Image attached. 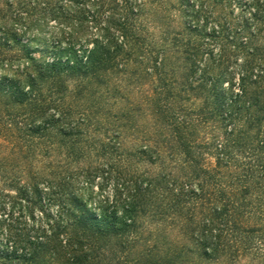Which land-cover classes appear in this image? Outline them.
Returning <instances> with one entry per match:
<instances>
[{"label":"trees","instance_id":"obj_1","mask_svg":"<svg viewBox=\"0 0 264 264\" xmlns=\"http://www.w3.org/2000/svg\"><path fill=\"white\" fill-rule=\"evenodd\" d=\"M42 21L61 32L48 49L30 35ZM15 130L47 155L69 137L76 158L130 140L131 171L98 214L59 162L11 181L26 204L61 205L48 229L7 234L0 264L264 260V0H0V139Z\"/></svg>","mask_w":264,"mask_h":264},{"label":"rangeland","instance_id":"obj_2","mask_svg":"<svg viewBox=\"0 0 264 264\" xmlns=\"http://www.w3.org/2000/svg\"><path fill=\"white\" fill-rule=\"evenodd\" d=\"M246 2L247 0H242V6H244ZM232 10H234V14H238V16L241 13V8L237 3L233 4ZM174 14H176V12H172V15ZM50 23H52L51 26H48ZM50 23L46 24L42 21L41 24L34 27L33 31L30 32V35H32L31 39L34 38V35H37L39 39V41L36 42V46H34L35 48L45 47L48 49V47H51L52 43L60 39L61 32L58 25L54 22ZM213 27V24L211 26L209 25V29ZM18 30L20 32L23 31L21 26ZM215 51H219V49L215 48ZM70 88L72 89L73 85H70ZM39 125L41 124L37 123V126ZM10 135V142L8 140L7 142L4 141L3 138L0 139V194L5 200L3 209H0V249L9 250L13 245V240H11L7 234L13 233L14 235L23 236L29 233V235H33L38 228L48 229V220L45 221V216H48L49 220H57V216L60 212V203L46 208V210L37 202L35 205L26 204L25 200L19 195L17 184L11 182L21 178L34 177L36 175L49 177L51 175L47 167L49 159L60 163L64 175L74 177L75 183L72 185V195L87 204L92 213H100L97 209L99 206L113 205L117 200L122 202L124 199L122 192L117 190L118 183L115 181L114 177L120 171L122 173L131 171V169H128V167L123 164L128 156V152L132 150L131 146L133 142L130 140L126 143V150L123 152L112 150V153L108 151L107 156L95 152L89 154L88 146L82 144L83 154L79 158H76L78 156H71L69 151V137H66L65 140H61V144L56 142L57 144L53 145L55 153L47 155L43 148L37 147L39 141L35 140L36 137H33L31 140L27 136V132L24 135L15 130L14 133L11 132ZM106 138H111V136L109 135L103 139L106 143H109L111 139L106 140ZM108 161L116 164L114 172L110 174L111 178L105 180L104 177L101 176V171L98 170V172L92 173L95 180L90 182L88 178L89 171H94L96 168L102 170V168L106 167ZM139 165L141 170L155 169V167L148 163ZM42 200L45 205L48 202L47 195H44ZM108 249L116 251L117 247L115 244H111ZM113 253L114 254L108 255L102 264H116L117 260L115 261L113 258L121 257L123 261L126 257L117 252ZM253 262L254 264H264V260H260V262H249V260H246L244 264H253Z\"/></svg>","mask_w":264,"mask_h":264}]
</instances>
